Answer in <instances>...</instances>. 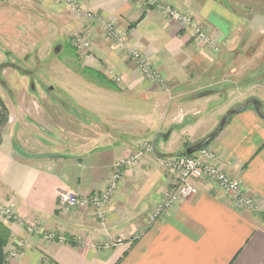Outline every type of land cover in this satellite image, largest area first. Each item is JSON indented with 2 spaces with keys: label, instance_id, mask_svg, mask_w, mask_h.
I'll return each mask as SVG.
<instances>
[{
  "label": "crops",
  "instance_id": "obj_1",
  "mask_svg": "<svg viewBox=\"0 0 264 264\" xmlns=\"http://www.w3.org/2000/svg\"><path fill=\"white\" fill-rule=\"evenodd\" d=\"M82 1L86 10L126 32L129 45L147 58L167 90L143 81L127 53L104 36L102 23L75 18L57 0H0V97L9 114L0 139V204H10L19 220L4 222L11 234L6 252L18 241L25 242L10 264H42L44 260L49 264H264V119L249 106L230 117L205 147L211 155L205 162L237 180L255 200L257 211L201 179L193 181L195 196L179 201L152 227L146 226L149 213L176 184V176L160 161L202 141L227 111L240 108L249 98L245 94L254 86L248 81L250 72L245 75L232 67L223 54L264 44V12H237L224 0H154L208 25L211 38L221 43L219 53H214L194 45L188 33L148 6V0ZM74 25L91 46L81 71L66 69L87 88L93 87L71 94L88 115L71 113L69 103L41 94L40 98L37 92L42 91L31 84L34 78L15 66L21 59L29 61L31 53L35 60L41 58L38 47L55 35L69 33ZM227 73L233 82H216L217 87L226 86L219 89L221 97L214 99L216 92L193 98L196 91L212 85L207 82L209 74L217 80ZM97 93L102 94L100 98ZM107 94L112 98L107 99ZM205 98L209 104L213 99L227 102L205 119L198 105L190 103ZM42 100L55 108L52 114L42 108ZM118 106L125 108L114 112ZM135 106L136 110L147 107L146 125H133L136 110L129 108ZM173 136L180 137L175 148L168 144ZM144 143H154L157 155L146 154L124 172L105 207L104 223L92 206L67 209L59 205L60 191L80 197L103 191L115 162ZM29 225L37 231L28 233ZM45 233L62 241L48 242ZM108 238L122 239V243L101 248Z\"/></svg>",
  "mask_w": 264,
  "mask_h": 264
},
{
  "label": "rangeland",
  "instance_id": "obj_2",
  "mask_svg": "<svg viewBox=\"0 0 264 264\" xmlns=\"http://www.w3.org/2000/svg\"><path fill=\"white\" fill-rule=\"evenodd\" d=\"M224 1L228 5H231V7L237 12H246V13L264 12V0H224ZM11 4H14L16 6H20L19 5L20 3L18 1H11ZM21 6H24V5H21ZM148 6L157 8L158 10L162 11L167 18H169L173 21H175V20L171 18V16L169 15V11H176L179 15L180 14L183 15L182 16L183 18L190 19L189 25L186 26V28L181 27V30L183 32H186L189 34V36L193 40L194 45L207 48L214 53H219V50H220L219 45H221V43H218L217 41H215L211 38V36H210L211 28L208 25H205V24L201 23L200 21L194 19L187 12H183L179 9H175L170 5H163V4L156 2L154 0H148ZM23 8H25V7H23ZM84 10L88 11L85 8H84ZM26 12H28L29 14H32L34 11L27 10ZM90 12L94 13L93 11H90ZM43 16L40 15L39 18L44 23H48V20L45 19V17H43ZM83 21H88L90 23H93L96 20L83 19ZM191 22L196 23V27L195 26L193 27L192 26L193 24ZM95 23H98V22H95ZM177 25H178V23H177ZM75 27H76L75 25L73 28L70 27L71 31L69 33L67 32L66 34H64L62 36L55 35L54 37L50 38L49 41L44 42V44L42 46L38 47V51L41 52V56H42L41 58H38L35 60L34 53H31L29 61H25L24 59H21L20 61L15 63V66L19 69L24 68L25 70H28L30 72L29 75H31L32 78H34L33 84L35 86H37L38 91L39 90L42 91V93L37 92L39 97L41 94L42 98L52 97L53 99L60 101L61 104H62V102L69 103V105H70L69 109H70L71 113L74 112V113H78L81 115H88V113L86 111H84V109L77 106L76 102L71 97V94H73V92L78 94L80 92V90H82V91L85 90L87 88L88 84H86L85 82H83L82 80H80L79 78L74 76V74H69V72L66 69L67 66H69L72 68L71 70H80V69H82L83 64H84V57L85 56L81 53V51L78 50V48L76 46H74V39H77L78 37L81 39H85L86 37H85L84 33L81 31V29H78V28L74 29ZM199 31L202 32L203 35H205V37H207L209 39L212 47H207L204 42L202 44L195 42L197 39L196 37H198ZM103 32H104V30H103ZM88 43L90 44V41H88ZM68 45H71L73 50L76 51V53H75L76 55H74L71 51H68V48H67ZM90 46H91V44H90ZM57 47H59V51L56 52ZM89 50L86 52V54L89 53ZM0 51L2 52L1 45H0ZM223 55H226L225 56L226 57L225 59H227L226 61H228L232 67H235L241 73L246 72L245 75H247V73L250 72V74H249L250 77L248 78V81L251 82L252 84H254V86L250 91L246 92L245 97H247V98L249 97L248 99L253 98V99L259 101L260 103H262L261 106H264V44H262V45H261V43H257V44H253V45L250 44V45H247L246 47H243V48L239 47L229 54L225 52ZM223 55L221 57H223ZM2 57L3 56H0V59H2ZM133 63H134L135 68H136V64L134 61H133ZM152 69L154 71H156L153 67H152ZM82 73L84 75L85 71H82ZM241 73H239L240 74L239 76H243ZM214 76H216V75L215 74H213V75L209 74L208 75L207 82L212 83V85L209 88H205L203 91H211L212 90V91H215L218 93V92H220L219 89H221V88L223 89L226 86L223 85V87H222L221 86L222 84H219V87H217L216 82L225 81L228 83V81L230 82L233 80V79H231L232 75L228 74V73L220 75L219 78H217V80L214 79ZM20 77H22V75L20 73H18V76L16 79L19 80ZM159 77H160V79H163V78H161L160 74H159ZM143 81H147V80L144 78ZM147 82H149V81H147ZM13 84L17 87L15 81L13 82ZM37 84L43 85V89L41 86H38ZM157 85L159 87H162V85H163L165 87V90H167V84L164 80H163L162 85L161 84H157ZM46 86H48V89L51 88L49 93H48V90L45 89ZM87 89L92 90L93 87L89 86V88H87ZM30 90L31 89L29 88V92H31ZM200 92H202V91H196L194 94H198ZM93 94L91 93V96L94 97ZM168 94H171L170 91H168ZM101 95L102 94L97 93L96 96H97V98H100ZM106 96H107V99L112 98V97H109L110 96L109 94H107ZM221 96H222V94L218 93V94H216V96L214 95L213 98L215 97L214 99H218V97H221ZM75 97H76V95H75ZM104 97L105 96L103 95L102 99H104ZM113 97H114V95H113ZM214 99L212 100L211 104H209V102L207 101L208 100L207 98H205L204 100H200L198 102H194L193 100H190V103L193 102L192 105H198L197 108L200 110L199 115L202 116L201 118H205V119L207 118L208 119L209 116H211V113L213 114V110H217L221 107L223 108V106H224L223 104H225L227 102L224 100L215 101ZM42 102H43V104L41 103L42 108L45 110V112L48 115L52 114V112L55 111V108L50 107V105L47 104V100H42ZM249 107H251V109H252V105H249ZM120 108L122 109L125 107L118 106V107H114L113 110H114V112L120 111L121 110ZM129 109L136 110V106L130 107ZM145 109L147 110V107L140 108V110L133 111V113H132L133 117L132 118H134V120H135V122H133V125H134V123H135V126H138V125L144 126L147 124L146 119L148 118V115H147ZM262 111L264 112V108ZM187 115H188V118H190V119L192 118L191 114L188 113ZM152 117L153 116L151 115V118ZM132 118H131V120H132ZM156 122H157V120H156ZM162 124H163V121H162L161 125ZM161 125L159 122L156 123V127H158V128ZM217 127H218V125H217ZM151 130H152V128H151ZM193 131H194V129H193ZM153 132H154V129L150 133L152 134ZM186 132L194 135L193 132L188 131V129ZM183 133H185V132H183ZM175 135H178V133H175ZM159 141H160L159 143L163 142L162 140H159ZM168 144L172 148L179 146L178 144H180V137L179 136L178 137L173 136V138L170 139ZM8 206H10V204H7V203L0 204V210L4 209V207H8ZM0 222L4 223V222H10V221H1L0 220ZM12 222L17 223L15 221H12ZM26 231H27V228H26ZM10 237H11V234H10ZM9 240H10V238H9ZM19 242H21V241H18L17 244ZM24 246H25V242H24ZM15 250H16V247L13 248L11 251H15ZM10 252H7V255Z\"/></svg>",
  "mask_w": 264,
  "mask_h": 264
},
{
  "label": "built area",
  "instance_id": "obj_3",
  "mask_svg": "<svg viewBox=\"0 0 264 264\" xmlns=\"http://www.w3.org/2000/svg\"><path fill=\"white\" fill-rule=\"evenodd\" d=\"M57 1L64 3L69 12L77 19H90L96 20L94 22H101L103 24L104 36L107 39L115 42L117 46L122 48L127 53L128 58L135 62L137 71L140 73L141 77L154 84H163V79H160L159 73L152 69V65L147 60V58L139 50L133 49L129 45L126 32L118 30L111 22L103 21V19L97 15V13L85 11L82 0ZM169 15L178 23L180 27L186 28V26H188L190 23V19L183 18V15H179L176 11H169ZM191 23L193 24V27H196V23ZM196 38L197 39L195 42L201 44L204 42L207 47H212L209 39L205 37L202 32L199 31L198 37ZM74 46H76L78 50L81 51V53L86 57V52L90 49V44L87 40L78 37L77 39H74ZM162 87L164 88L163 85ZM146 154L151 156L157 155V149L154 143L140 144L128 156L117 160L109 176L107 187L103 191L93 193L88 197H80L69 191H60L58 193L59 205L67 209H83L88 206H92L95 208L96 218L104 223L105 207L114 191L117 189V185L124 172L137 166L143 156ZM210 157V153L206 150V148H203L191 156L175 155L160 161L166 170L170 171L174 176H176V184L169 192L164 194L161 202L153 211L149 213L146 220L147 227H152L160 218L162 213L175 207L179 201L189 200L195 196L197 190L193 185L194 180H208L214 185L223 189L225 193L235 199L240 205L253 212L257 211L255 200L244 193L237 180L226 176L205 162V160ZM0 220L19 222L11 205L0 210ZM26 228L27 232L30 234H33L37 231L36 226L33 225L26 226ZM134 238L137 239V237ZM45 239L48 242L55 240H58L59 242L62 241L61 238H57L53 233H45ZM121 243L122 239L108 238L104 243L101 244V248L112 249ZM23 247L24 242H19L16 246V250L8 253L6 257V264H10L11 261L17 256V252L23 249ZM42 264H49V262L44 260Z\"/></svg>",
  "mask_w": 264,
  "mask_h": 264
},
{
  "label": "water",
  "instance_id": "obj_4",
  "mask_svg": "<svg viewBox=\"0 0 264 264\" xmlns=\"http://www.w3.org/2000/svg\"><path fill=\"white\" fill-rule=\"evenodd\" d=\"M215 91H203L201 93L196 94L193 98L194 99H201L204 97H208L212 94H215ZM249 105H252L253 110L255 111V113L261 117L262 119H264V114L261 110V103L253 98L251 99H247L246 102L238 109H232L227 111L223 117L221 118L218 127L207 137H205L202 141H200L199 143L192 145L190 147H188L183 153L187 156H191L194 153H196L197 151H199L200 149H203L205 147L208 146V144L215 139V137L223 130V128L226 126L228 120L230 117H232L233 115H236L238 113H241L243 111H245L247 109V107ZM167 138V137H166Z\"/></svg>",
  "mask_w": 264,
  "mask_h": 264
},
{
  "label": "trees",
  "instance_id": "obj_5",
  "mask_svg": "<svg viewBox=\"0 0 264 264\" xmlns=\"http://www.w3.org/2000/svg\"><path fill=\"white\" fill-rule=\"evenodd\" d=\"M67 48H68V51H71L74 55H76L75 54L76 51L73 50L71 45H68ZM87 73L90 74L91 76H96V77L100 78L99 75H97L93 71H87ZM107 83H109V82H107ZM8 120H9L8 110H7L3 100L0 97V139H1L2 131L5 128V126L7 125ZM179 155L185 156L184 153L179 154ZM9 238H10V231H9L8 227L6 225H4V223L0 222V264H6V257H7L6 247L8 245Z\"/></svg>",
  "mask_w": 264,
  "mask_h": 264
},
{
  "label": "flooded vegetation",
  "instance_id": "obj_6",
  "mask_svg": "<svg viewBox=\"0 0 264 264\" xmlns=\"http://www.w3.org/2000/svg\"><path fill=\"white\" fill-rule=\"evenodd\" d=\"M57 51H59V47H57L56 52H57ZM16 69H19V68L16 67ZM21 70H22L23 72H25L26 74H30V72H29L28 70H25L24 68H21ZM31 84L34 85L33 82H31ZM45 89L48 90V93H49V91H50L51 88L48 89V86H46Z\"/></svg>",
  "mask_w": 264,
  "mask_h": 264
}]
</instances>
